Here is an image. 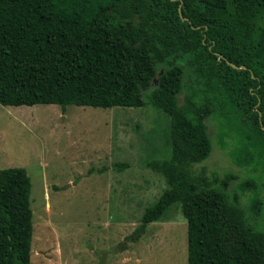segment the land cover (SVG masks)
<instances>
[{
  "label": "trees",
  "instance_id": "obj_1",
  "mask_svg": "<svg viewBox=\"0 0 264 264\" xmlns=\"http://www.w3.org/2000/svg\"><path fill=\"white\" fill-rule=\"evenodd\" d=\"M187 67L197 86L180 106ZM0 103L153 105L169 118L171 150L148 167L169 187L126 239L179 204L188 264H264L260 195L250 215L227 191L233 175L219 186L196 169L213 149L208 116L223 137L264 139V0H0ZM31 192L26 168L0 169V264H32Z\"/></svg>",
  "mask_w": 264,
  "mask_h": 264
},
{
  "label": "rangeland",
  "instance_id": "obj_2",
  "mask_svg": "<svg viewBox=\"0 0 264 264\" xmlns=\"http://www.w3.org/2000/svg\"><path fill=\"white\" fill-rule=\"evenodd\" d=\"M191 75L187 67L180 106L194 84ZM168 121L151 104L0 103V169L24 167L32 180V264H188V222L179 204L150 223L138 241L126 239L169 187L148 167L170 154ZM206 124L213 149L196 169L205 167L219 186L233 175L227 191L241 196L250 215L252 195H260L255 222L264 229V139L241 140L237 131L223 137L218 115ZM249 178L255 184L243 191Z\"/></svg>",
  "mask_w": 264,
  "mask_h": 264
},
{
  "label": "water",
  "instance_id": "obj_3",
  "mask_svg": "<svg viewBox=\"0 0 264 264\" xmlns=\"http://www.w3.org/2000/svg\"><path fill=\"white\" fill-rule=\"evenodd\" d=\"M180 14L182 15V9L180 7ZM184 19H186V17H183ZM232 64V63H231ZM234 65V64H233ZM234 67H237L236 65H234Z\"/></svg>",
  "mask_w": 264,
  "mask_h": 264
}]
</instances>
